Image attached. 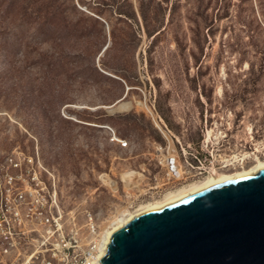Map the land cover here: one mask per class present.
<instances>
[{
    "label": "rangeland",
    "instance_id": "1",
    "mask_svg": "<svg viewBox=\"0 0 264 264\" xmlns=\"http://www.w3.org/2000/svg\"><path fill=\"white\" fill-rule=\"evenodd\" d=\"M147 109L191 151L225 133L262 159L264 0H0V155L36 154L64 213L104 230L179 187Z\"/></svg>",
    "mask_w": 264,
    "mask_h": 264
},
{
    "label": "built area",
    "instance_id": "2",
    "mask_svg": "<svg viewBox=\"0 0 264 264\" xmlns=\"http://www.w3.org/2000/svg\"><path fill=\"white\" fill-rule=\"evenodd\" d=\"M148 113L165 141L156 150L163 185L174 187L199 180L263 155L255 148L238 153L219 149L225 133L214 145L209 140L203 149L191 151L177 141L159 116L150 110ZM106 129L111 141L126 145L110 127ZM44 173L36 154L13 150L0 155V264H94L103 229L88 211L83 212L81 222L74 213H64L54 183H47ZM99 180L106 182L109 178L102 174Z\"/></svg>",
    "mask_w": 264,
    "mask_h": 264
},
{
    "label": "water",
    "instance_id": "3",
    "mask_svg": "<svg viewBox=\"0 0 264 264\" xmlns=\"http://www.w3.org/2000/svg\"><path fill=\"white\" fill-rule=\"evenodd\" d=\"M98 264H264V168L132 217Z\"/></svg>",
    "mask_w": 264,
    "mask_h": 264
},
{
    "label": "bare ground",
    "instance_id": "4",
    "mask_svg": "<svg viewBox=\"0 0 264 264\" xmlns=\"http://www.w3.org/2000/svg\"><path fill=\"white\" fill-rule=\"evenodd\" d=\"M218 92H220V89L218 90ZM147 111H148V109H147ZM207 135L209 136L208 132H207ZM256 151H258V150L256 149ZM240 164H241V167H239L237 169H233L232 171H229V172L228 171L227 172L220 171L223 173L214 172L213 174L207 175L198 181L189 182L187 184L185 183V185L182 184L181 186L179 185V187L174 189V190L166 191L159 199L140 204L137 208H135L131 212H125V211L122 212L121 211L122 213L119 216L113 218L112 221L110 220L111 223L109 224V226H107V228H105L102 231L101 244H100L99 251L97 254V258H96L94 264H98V259L104 253L106 242H107L109 235L115 229H117L118 227H120L121 225L126 223L128 220H130L132 217H134L140 213H143L145 211L152 210V209L158 208L160 206H163L167 203H170V202L175 201V200H177L183 196H186L188 194H191L193 192L201 190V189H203L209 185H212L214 183L252 174V173L256 172L257 170L264 168V157L262 159H260L259 157L255 156L251 165L247 166V167L244 166L243 160ZM244 167H246V168H244Z\"/></svg>",
    "mask_w": 264,
    "mask_h": 264
},
{
    "label": "trees",
    "instance_id": "5",
    "mask_svg": "<svg viewBox=\"0 0 264 264\" xmlns=\"http://www.w3.org/2000/svg\"><path fill=\"white\" fill-rule=\"evenodd\" d=\"M105 50H106V48H105ZM105 50H104V51H105Z\"/></svg>",
    "mask_w": 264,
    "mask_h": 264
}]
</instances>
